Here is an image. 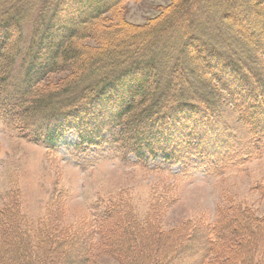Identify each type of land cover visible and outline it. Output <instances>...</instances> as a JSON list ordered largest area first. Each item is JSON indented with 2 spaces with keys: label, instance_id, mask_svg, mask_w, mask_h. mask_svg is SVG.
<instances>
[{
  "label": "trees",
  "instance_id": "trees-1",
  "mask_svg": "<svg viewBox=\"0 0 264 264\" xmlns=\"http://www.w3.org/2000/svg\"><path fill=\"white\" fill-rule=\"evenodd\" d=\"M125 1H40L43 14L28 37L27 13L38 2L0 0L3 122L21 139L50 150H57L70 133L84 149H103L113 158L133 156L137 162L159 158L179 165L186 174L196 168L216 174L263 155L264 73L234 56L226 41L221 44L222 38L205 39L194 33L167 38L176 30L169 21L171 12L142 28L121 22L101 29L104 16ZM244 3L264 22V0ZM221 5L238 14L231 0ZM210 11L215 18L229 15L218 8ZM258 32L250 27L249 34L258 36L255 41L264 53L263 33ZM115 34L123 36L112 39ZM88 39L97 40V47L84 44ZM60 74L67 76L43 88V82ZM228 79L248 86L233 88ZM213 82L230 97L244 124L240 131L226 120L221 123L225 129L216 125L221 121L215 104L221 108L222 103ZM10 193L0 206V264H100L98 258L103 256L121 264H217L219 258L213 255L219 254L220 244L241 251V264H257L250 256L264 242V217L252 218L245 209L231 223H223L221 209L212 227L182 228L181 235L172 239L153 215L141 222L131 206L117 203H110L95 223L81 220L70 228L63 226L65 206L56 197L47 204L55 211L47 209L37 222H30L21 208L20 191ZM226 228L231 230L225 232ZM238 230L248 240L236 244L241 238ZM226 235L234 238L223 244Z\"/></svg>",
  "mask_w": 264,
  "mask_h": 264
},
{
  "label": "rangeland",
  "instance_id": "rangeland-1",
  "mask_svg": "<svg viewBox=\"0 0 264 264\" xmlns=\"http://www.w3.org/2000/svg\"><path fill=\"white\" fill-rule=\"evenodd\" d=\"M32 1L38 3L31 5V11L27 13L30 22L24 29L28 37L31 36L35 22L37 25L39 17L43 14L40 4L43 0H29ZM223 1L226 0H128L116 11L104 16L101 29L119 26L121 22L142 28L154 19L163 18L171 12L169 21L176 24V30L171 31L167 38L182 39L189 33L205 39L222 38L221 44L226 41L234 56L244 59V63L248 62L253 71L260 69V72L264 73L263 49L256 42L258 36L249 34L250 27L254 25L256 31L263 33L261 36L264 37L263 16L252 12L244 0H231L232 7L238 14L226 12L221 8ZM217 8L229 15L220 17L216 14L215 18L210 9ZM205 24L209 25V28ZM120 36L123 35L115 34L112 39L121 38ZM29 40L30 38H26L25 44H28ZM84 44L97 47L98 43L95 39H88ZM194 52L197 53L196 50ZM174 53L173 57L177 52ZM196 63L201 70V63ZM20 64L21 58L16 72ZM66 76L52 75L46 83H42L43 88ZM249 76L254 81L257 79L252 74ZM213 83L219 89V102L222 103L221 108L215 104L218 109L217 120L221 121L216 125L225 129L227 126H222L221 123L226 120L240 131L244 124L230 97L218 83ZM226 83L233 88L239 84L242 88L248 86L240 80L228 79ZM232 92L240 97L245 95L237 89H232ZM77 143L76 135L68 133L57 150L47 149L21 139L0 117V206L7 202L3 196L18 189L21 193L23 212L30 222H37L46 214L47 209L55 211L54 207H47L52 203V198L59 197L58 202L65 206L63 226L71 228L81 220L95 223L94 218L103 213L110 203L129 205L141 222H144L149 214L153 215L162 231L172 239L181 235L182 228L195 231L193 228L197 227V224L203 229L212 227L221 209L224 212L223 223L226 220L231 223L241 209L248 211L252 218L264 217V154L252 157L242 166L225 167L222 172L216 174L208 175L200 168L186 174L179 165L164 163L159 158H146L141 162H137L133 156L117 157L120 154L113 158L106 150L84 149L77 146ZM226 229L225 232L231 230ZM251 231L256 232V227H252ZM236 232L241 235V238L235 240L236 244L248 240L245 235L242 236V230ZM233 238L234 236L226 235L223 244L231 243ZM173 245L174 242L167 246ZM219 246V254L213 255L216 259L219 258L217 264L243 263L241 251L227 249L225 244ZM255 247L256 251L250 256V260L264 264V242ZM127 260L128 258L124 261L130 262ZM98 262L121 264L111 256L98 258Z\"/></svg>",
  "mask_w": 264,
  "mask_h": 264
}]
</instances>
